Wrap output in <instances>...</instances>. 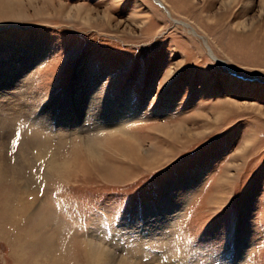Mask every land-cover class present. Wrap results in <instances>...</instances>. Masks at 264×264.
Returning <instances> with one entry per match:
<instances>
[{"label": "rangeland", "instance_id": "374dc122", "mask_svg": "<svg viewBox=\"0 0 264 264\" xmlns=\"http://www.w3.org/2000/svg\"><path fill=\"white\" fill-rule=\"evenodd\" d=\"M162 1L170 16L154 0H0V150L11 166L39 131L53 150L68 136L71 162L64 182L44 183L48 157L26 171L51 228L31 243L40 214L13 201L0 264H97L81 238L109 264H264V0ZM92 83L103 115L130 99L126 134L84 123L94 89H76ZM80 111L84 128L65 127Z\"/></svg>", "mask_w": 264, "mask_h": 264}, {"label": "bare ground", "instance_id": "6f19581e", "mask_svg": "<svg viewBox=\"0 0 264 264\" xmlns=\"http://www.w3.org/2000/svg\"><path fill=\"white\" fill-rule=\"evenodd\" d=\"M154 1L158 5H160L166 11V13L170 16V13L167 10V8L164 5V2L162 0H154ZM176 21L177 20H175V22ZM177 23L182 24L183 26L189 28L191 30L192 34L194 35V37H197L199 40H201L205 44V46L207 47V50L209 51L212 59L215 62L223 64L227 69L231 70L232 72H236L235 69L233 67H231L228 63L218 59L212 53V51H211L210 47L208 46L206 39L204 37L199 35L187 23L180 22V21H177ZM94 86L95 85L92 83L90 85V87H88V90H87V88H85L86 91H84V89H80V86L78 89H76L77 92L82 91L84 93H87V91L90 92L94 89L92 91V93L89 94L90 96L89 95L87 96V101H84L85 104H87V105H85V106H87V111H85V113L84 112L82 113V115L84 116L83 117L84 123L94 121V123H93L94 127L98 128V130L106 129L113 136L116 134H118V135L119 134H126L127 133V131H126L127 127L126 126L129 125L131 122H133L136 119L135 116L138 117L137 112L133 116H130L129 114H127L128 108L126 107V105L129 104L130 99H128V97H126V98L122 97L117 102L113 103V105H110L108 107V109L107 108L105 109L106 114L108 111H110V113H112V115L118 114V116L120 117L119 119H114V118L113 119H105L106 114L103 115L104 113H101L100 101L98 102V98L95 97V94L97 93L98 89L93 88ZM103 112H104V109H103ZM125 112H127V113H125ZM80 113H81V111L75 112V115H72L73 116L72 119H71L72 116H70L69 119L67 118V122L62 121L64 123L65 127L71 126V127H74L75 129H78L80 127V129H83L85 124L84 125L79 124L80 123L79 122L80 121V115H79ZM65 116H67V115H65ZM40 117L43 118L42 121H39L37 123L34 122L33 126L34 125H36L37 127L39 126L38 128H41L42 130H43V127H46V130H48L49 134H50V132H57V130L58 131L62 130V129H58L56 127L57 128L56 131H53L52 129H51V131H49L50 130L49 128H52L51 124L46 120L47 119L46 117L44 118L43 116H38L37 118H40ZM87 117H88V119H87ZM102 119L103 120L105 119L106 121L104 120L105 121L104 122V121H102ZM46 121L50 124V127L48 126L49 124L46 125ZM54 127H55V125H54ZM64 129H66V128H64ZM69 131H70V129H69ZM75 131H74V133L76 135L77 133ZM41 133H39V131H34V134L31 135V137L28 139H26V137L23 136V140L20 143V145H21L20 150L21 151L18 149L20 151V153L16 156V162L13 165L10 163L11 166L7 163V159L6 160L4 159L5 155L2 153L3 151L1 152V150H0V200H1L0 202L1 203H3V201L5 202V204L3 203L5 208L2 210V212L0 211V218H1V220H2V218L4 220L12 219V217L14 216L13 211L11 209V204L13 203V201H16V203H18V204H20V203L22 204L18 211H22V212L26 213L28 215V218H31L35 214H40V218H39L38 223L36 225H34L31 229V233H30V235H31L30 237L32 239V240H30L31 243H33V241H35V239L37 238V236H38L37 231L42 230V229L44 231H46L47 229L51 228V221L50 220L52 218H51L50 210L45 209V208L42 209V206H38V204H40L39 198H38L39 188L37 190H35V193H32L31 190H34L33 189L34 188L33 187L34 182H32V180L29 178L30 176L29 177L26 176V173H27L26 171L27 170L31 171L32 169H34L37 166V162H39V161L41 162L42 159H45L48 157L47 159H45L48 162L46 163L45 175L43 177L44 183L47 184V181H50L51 179H58V180H61L64 182V181H68V179L71 177V175H69L71 162L69 161L68 156L65 157V159H63L62 161H60V156L63 158H64V156L60 155L59 149L61 147H58L59 144L61 146H62V144L63 145L67 144L66 139L68 136L60 138V135H59L58 143L56 144V148L53 150V148L51 147L53 140H48V139H45V137H44V141H43ZM48 133H47V137L49 135ZM86 142H87L86 145L84 144L85 148H86V150H85L86 154L89 155L90 158L91 157L97 158L98 151L96 152V149L94 146V141L87 140ZM71 144H73L72 145L73 148L68 155H71V154L76 155L77 153L73 150L75 148H77V146H75L73 142H71ZM23 146L24 147L26 146L29 151L30 150L34 151L35 149L38 150V156L36 158L34 157L36 160L34 164L32 163V159L29 158V155L26 158V154H24L22 152V150H24ZM2 148L3 147L0 145V149H2ZM25 151H27V150H25ZM45 160H43V161H45ZM8 162H11V160ZM41 166L43 167L42 163L40 164L39 167H41ZM66 174L68 176L65 179H62V177H64ZM35 178H33V180ZM38 179H40V177H38ZM31 197H33L34 202L29 201ZM46 198H49L48 192H46ZM43 203L45 204L46 200ZM40 205H42V204H40ZM55 235H57V234H54V236ZM46 236H47V234H46ZM54 236L53 237L49 236L43 240L44 241V252H43V254L46 253L48 255L50 253L48 251L50 249H53L54 243H52V241L54 239ZM17 237H18V235H17ZM79 242H80L81 246H83L85 248L87 253H89L91 255L90 258L92 257L94 262L97 264H109L110 263L109 260H111L113 258L112 255L111 256L109 255V251H105V247L102 245H100V246L95 245L93 243V241H87V239L83 240V238H81ZM58 258L59 257H57L55 259L54 264H60ZM158 261L159 260H157L155 262L158 263ZM136 264H142V263L140 262V263H136Z\"/></svg>", "mask_w": 264, "mask_h": 264}]
</instances>
